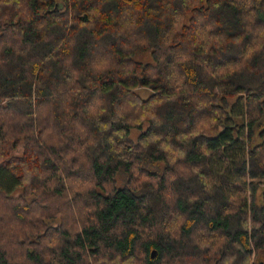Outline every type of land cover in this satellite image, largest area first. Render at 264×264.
Masks as SVG:
<instances>
[{"label":"trees","instance_id":"obj_1","mask_svg":"<svg viewBox=\"0 0 264 264\" xmlns=\"http://www.w3.org/2000/svg\"><path fill=\"white\" fill-rule=\"evenodd\" d=\"M256 261L264 0H0V264Z\"/></svg>","mask_w":264,"mask_h":264},{"label":"rangeland","instance_id":"obj_2","mask_svg":"<svg viewBox=\"0 0 264 264\" xmlns=\"http://www.w3.org/2000/svg\"><path fill=\"white\" fill-rule=\"evenodd\" d=\"M140 59H143V60H149L150 59V55L149 53H145L143 55H139L138 56ZM141 93L143 95L147 94V89H144V88H141ZM222 127H216V128H210L208 130V134L209 135H215L219 130H221ZM138 133V130H134L133 131V135L136 136V134ZM261 261H256V264H259Z\"/></svg>","mask_w":264,"mask_h":264},{"label":"water","instance_id":"obj_3","mask_svg":"<svg viewBox=\"0 0 264 264\" xmlns=\"http://www.w3.org/2000/svg\"><path fill=\"white\" fill-rule=\"evenodd\" d=\"M156 253H157L156 249L152 250V256H155ZM259 264H264V261H261Z\"/></svg>","mask_w":264,"mask_h":264}]
</instances>
